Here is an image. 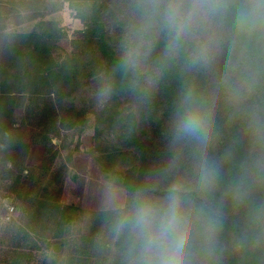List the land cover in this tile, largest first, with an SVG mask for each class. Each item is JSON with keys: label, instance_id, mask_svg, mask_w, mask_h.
Instances as JSON below:
<instances>
[{"label": "clouds", "instance_id": "9594fccd", "mask_svg": "<svg viewBox=\"0 0 264 264\" xmlns=\"http://www.w3.org/2000/svg\"><path fill=\"white\" fill-rule=\"evenodd\" d=\"M65 10L110 38L87 87L109 139L163 123L151 161L105 172L65 223L61 264H264V0H12L0 76L31 88L22 49ZM21 143L0 119V156Z\"/></svg>", "mask_w": 264, "mask_h": 264}, {"label": "trees", "instance_id": "16d2710c", "mask_svg": "<svg viewBox=\"0 0 264 264\" xmlns=\"http://www.w3.org/2000/svg\"><path fill=\"white\" fill-rule=\"evenodd\" d=\"M47 27L51 30L43 38L29 41L22 49L30 59L27 71L31 88L23 92L19 90L8 75V70H5L4 76H0V119L18 135V128L11 116L16 106H25L27 112L38 118L39 130L35 139L40 142L50 141V135L59 137L64 129L76 130L88 126L91 107L77 105L73 98L90 83L96 65L110 60L112 56L110 38L100 23L91 25L87 30L74 31L70 49L62 46V41L68 35L61 24L58 28L52 25ZM94 123L98 162L102 164L104 173L115 171L125 164L147 165L161 145L162 120L146 124L138 133L123 141L109 139L103 118L95 116ZM28 149L29 145L22 142L10 154L0 156L2 179H13L9 191L18 193V197H22L26 203L34 202L30 211L31 220L24 225H16V230L10 236L14 252L23 256L28 254L23 249L30 247L38 219H44L45 225L50 228L55 227V234L49 236L53 239L62 236L65 223L73 218L70 212L67 213V207H61L56 212V204L53 207L47 204L46 192L49 190H44L41 185L39 192H24L22 196L19 193L20 178L15 177L14 171H24ZM42 204L47 211L42 209ZM48 241L45 243L47 246L51 243V240ZM43 264H61V259Z\"/></svg>", "mask_w": 264, "mask_h": 264}, {"label": "rangeland", "instance_id": "374dc122", "mask_svg": "<svg viewBox=\"0 0 264 264\" xmlns=\"http://www.w3.org/2000/svg\"><path fill=\"white\" fill-rule=\"evenodd\" d=\"M11 4L12 0H0V11H7ZM65 8L67 9V4ZM61 26L68 35L62 41V46L70 49L74 31L82 29V26L68 15L67 10L63 13ZM87 87L88 85L83 87L74 96L75 104L90 106ZM11 117L18 128L21 141L29 145L23 164L24 171H14L15 177L20 178L18 191L21 196L24 192H39L41 185L44 190H49L46 192V202L51 207L56 204V212L61 207H67V213L70 212L73 218L80 216L88 208L96 185L104 174L95 146V115L91 111L88 126L83 129H64L59 137L50 135V141L44 142L35 139L39 130L38 118L27 112L25 106H16ZM12 184L13 179H2L0 175V264H43L63 257L65 245L61 236L53 239L49 237L56 230L55 227L46 226L44 219L37 220L30 247L23 249L28 254L23 256L14 252L15 248L10 241L11 233L16 230V225H24L31 220L30 211L34 202L26 203L22 197H18V193L9 191ZM43 206L42 204V209L47 211ZM48 240L51 243L47 246L45 243ZM49 251L51 258L45 255Z\"/></svg>", "mask_w": 264, "mask_h": 264}, {"label": "water", "instance_id": "95a60500", "mask_svg": "<svg viewBox=\"0 0 264 264\" xmlns=\"http://www.w3.org/2000/svg\"><path fill=\"white\" fill-rule=\"evenodd\" d=\"M59 246V245H58Z\"/></svg>", "mask_w": 264, "mask_h": 264}]
</instances>
